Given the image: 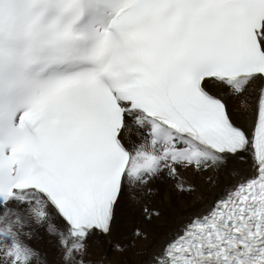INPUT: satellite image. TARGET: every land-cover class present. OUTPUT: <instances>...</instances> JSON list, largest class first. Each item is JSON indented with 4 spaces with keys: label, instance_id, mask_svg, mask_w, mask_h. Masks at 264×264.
I'll return each instance as SVG.
<instances>
[{
    "label": "snow or ice",
    "instance_id": "obj_1",
    "mask_svg": "<svg viewBox=\"0 0 264 264\" xmlns=\"http://www.w3.org/2000/svg\"><path fill=\"white\" fill-rule=\"evenodd\" d=\"M189 173L215 195L148 248L116 239L126 200L191 196ZM94 239L264 264V0H0V264H105Z\"/></svg>",
    "mask_w": 264,
    "mask_h": 264
},
{
    "label": "bare ground",
    "instance_id": "obj_2",
    "mask_svg": "<svg viewBox=\"0 0 264 264\" xmlns=\"http://www.w3.org/2000/svg\"><path fill=\"white\" fill-rule=\"evenodd\" d=\"M216 91H219V90H216ZM239 103H240L239 101H236L237 106H239ZM247 122L250 123V121H247ZM220 178H221V181L223 182L224 175L221 174ZM188 180L191 183L195 184L197 188V191L192 193L191 196H181V195L176 194L172 190L169 184L159 185L158 188L160 191H158L157 196H155V198H153L152 201L151 199L148 200L147 205L146 203L144 205L150 208H158L161 210V212L164 213V215L160 218V220L153 221L151 224L147 223L146 221L140 224V221L136 219L133 214H131L129 210L130 208L125 212L126 208L122 204L117 214L116 232H115L116 239L119 240L121 243H125L126 235L128 236V234L131 233L132 228L138 225L141 228H143L146 232L149 233V239L145 241L144 240L138 241L137 247L138 248H148L153 243L152 237H156L157 239L162 240L165 238L168 231L174 228L178 224V221L175 219L177 215L178 206L183 205L187 207L188 205H191L195 207L201 202L202 199H209L213 197L215 195V192L217 191V190L211 189L209 185L205 183L203 176H193L191 173H189ZM138 213L140 212L137 211V214ZM122 220H123V223H122ZM121 224L124 225L123 227L125 229L123 234L122 232H120L121 231L120 227H122ZM119 232L122 235H119L120 234ZM48 240L49 238L45 237V239L41 241L38 246L42 250H46L48 252L50 259L55 260L56 249L53 244H50L48 242ZM96 250H102L101 252L98 251L99 253H101L100 257H96V254H95ZM114 250L115 248L113 247L112 244H108L102 239H94L91 242L90 252L94 260L103 259L105 261V264H142L143 257L136 255L135 252L133 251H127L124 253L118 252L117 255H114L113 253ZM115 254H116V251H115Z\"/></svg>",
    "mask_w": 264,
    "mask_h": 264
},
{
    "label": "rangeland",
    "instance_id": "obj_3",
    "mask_svg": "<svg viewBox=\"0 0 264 264\" xmlns=\"http://www.w3.org/2000/svg\"><path fill=\"white\" fill-rule=\"evenodd\" d=\"M159 185H163V184H158V185H155V191L151 194V195H145L144 197H143V199H142V204H138L137 205V203H134L132 200H130V199H128L127 201H125L124 203H123V206L126 208V210H125V212L129 209L130 210V212H131V214H133L134 216H135V218L136 219H138L139 221H140V224L141 223H144L145 222V220H144V218H143V214H141V213H143L142 211V209H143V206H146L147 205V202H148V200H150L151 199V201L153 200V198H155V196H157V194H158V191H160L159 190ZM152 196H154V197H152ZM127 202V203H126ZM130 202V203H129ZM132 203V204H131ZM146 203V205H144ZM130 205H132V206H130ZM137 205V206H136ZM132 207V208H131ZM134 207V208H133ZM136 208V209H135ZM139 208V209H138ZM141 208V209H140ZM134 210V211H133ZM137 211H139L140 213H138L137 214ZM137 216V217H136ZM139 217V218H138ZM142 219V220H141ZM122 223H123V220H122ZM121 226L122 227H120L121 228V231L120 232H122V234L124 233V231H125V229H124V225L123 224H121ZM124 229V230H123ZM119 232V233H120ZM125 233H127V232H125ZM121 233L119 234V235H122ZM130 234L131 233H129L128 234V236L126 235V238L127 237H129L130 236ZM147 240V239H146ZM145 241V240H144ZM138 243V242H137ZM101 252L102 250H96V257H100V255H101V253H99V252ZM115 251L116 250H114L113 251V253H114V255H117L118 254V252L116 251V254H115ZM111 255V254H110ZM102 257V256H101Z\"/></svg>",
    "mask_w": 264,
    "mask_h": 264
}]
</instances>
